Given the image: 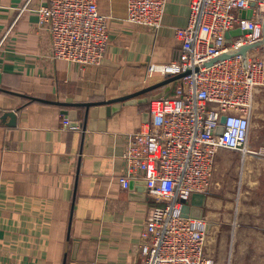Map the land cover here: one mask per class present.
Segmentation results:
<instances>
[{"label": "crops", "instance_id": "0c3cea01", "mask_svg": "<svg viewBox=\"0 0 264 264\" xmlns=\"http://www.w3.org/2000/svg\"><path fill=\"white\" fill-rule=\"evenodd\" d=\"M27 2L0 0V41ZM46 3L31 2L0 50V264H141L142 232L158 202L142 180L122 187V157L128 135L150 120V97L162 90L91 108L84 132L85 108L65 115L66 108L28 98L99 103L162 81L145 82L148 67L178 60L175 31L187 26L191 0H168L157 33L126 20V0H98L110 42L100 66L83 68L51 58L34 12ZM66 121L78 129L67 130ZM222 164L217 157L207 211L218 199ZM216 227L209 221L207 244Z\"/></svg>", "mask_w": 264, "mask_h": 264}, {"label": "built area", "instance_id": "2783aa9c", "mask_svg": "<svg viewBox=\"0 0 264 264\" xmlns=\"http://www.w3.org/2000/svg\"><path fill=\"white\" fill-rule=\"evenodd\" d=\"M32 1L20 9L0 50ZM126 3L128 22L154 33L161 29L168 0ZM250 10L251 18L241 17ZM34 12L37 31L50 38L53 60L81 68L102 64L110 36L98 0H47ZM237 28L250 33L229 44L226 33ZM263 29L264 0H191L187 26L175 31L178 60L149 65L145 82L188 74L173 84L169 97L150 101V120L128 135L122 157V187L142 180L158 202L142 232L141 264H215L206 254L208 220L183 218L181 211L194 195H208L221 151L254 155L249 144L256 100L264 90V45L245 56L240 50L259 43ZM226 54L234 55L211 63ZM70 124L65 122L67 130L78 129ZM220 126L224 131L217 135Z\"/></svg>", "mask_w": 264, "mask_h": 264}, {"label": "rangeland", "instance_id": "374dc122", "mask_svg": "<svg viewBox=\"0 0 264 264\" xmlns=\"http://www.w3.org/2000/svg\"><path fill=\"white\" fill-rule=\"evenodd\" d=\"M249 149L254 155L246 159L227 150L218 154V199L204 216L217 225L207 244L215 264H264V90L256 100Z\"/></svg>", "mask_w": 264, "mask_h": 264}, {"label": "water", "instance_id": "95a60500", "mask_svg": "<svg viewBox=\"0 0 264 264\" xmlns=\"http://www.w3.org/2000/svg\"><path fill=\"white\" fill-rule=\"evenodd\" d=\"M254 6V4H253ZM251 15H252V10L250 11H243L241 12V17L242 18H251ZM248 31H242L241 29L237 28L235 30H231L229 31L228 33H226V40L228 41L229 44H231L233 42V39L234 38H238V37H242V36H245L247 35ZM261 45H264V29H263V38L262 40L253 45V46H248L246 48H243L242 50H240V54H242L243 56L246 55V52L250 49H253V48H256L258 46H261ZM234 55V54H233ZM233 55H230V54H226V55H223V56H220L219 58H217L216 60H214L213 62L211 63H214V62H217V61H220V60H223V59H226L230 56H233ZM188 73H185V74H180V75H177V76H173V77H166L165 79H163L162 81L160 82H157L156 84L154 85H151V86H148L136 93H133V94H130V95H127V96H124V97H120V98H117V99H113V100H109V101H103V102H99V103H78V104H75V103H62V102H50V101H43V100H39V99H36V98H28L29 100L31 101H38V102H42V103H46V104H51V105H56V106H59V107H63V108H66L67 111H64V114L65 115H68L69 114V111L68 109H73V108H85V113H84V117H83V120L80 122V124L78 123V127H81L82 128V131L84 132L87 128V124H88V120H89V114H90V109L91 108H98V107H107V106H112V105H116V104H122V103H126V102H129L131 100H136L142 96H145L147 94H151L157 90H162L161 92L151 96V101L152 100H157V99H160L162 97H169L170 94H171V90H172V87H173V84L180 80L181 78H183L185 75H187ZM145 101L147 99H144ZM111 108V107H109ZM113 110L111 109H107V113H111ZM8 116L11 117L12 119V124L14 125V119H16L15 117V113H11L9 114ZM226 122V117H223L222 118V125H224ZM224 131V127L223 126H220L217 130H216V134L217 135H221ZM133 185L131 184L130 186V190L133 189L132 187ZM206 201H207V195H194L192 197V200L190 202V204H187L185 202L183 208H182V211H181V215L183 218H192V219H203L204 216H205V205H206ZM209 228V226H208Z\"/></svg>", "mask_w": 264, "mask_h": 264}, {"label": "bare ground", "instance_id": "6f19581e", "mask_svg": "<svg viewBox=\"0 0 264 264\" xmlns=\"http://www.w3.org/2000/svg\"><path fill=\"white\" fill-rule=\"evenodd\" d=\"M245 159H246V157H245Z\"/></svg>", "mask_w": 264, "mask_h": 264}]
</instances>
